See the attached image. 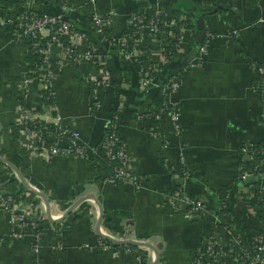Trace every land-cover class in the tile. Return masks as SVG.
<instances>
[{"label":"crops","instance_id":"0c3cea01","mask_svg":"<svg viewBox=\"0 0 264 264\" xmlns=\"http://www.w3.org/2000/svg\"><path fill=\"white\" fill-rule=\"evenodd\" d=\"M6 1L0 7L5 18L18 8L57 14L66 5V16L83 35L79 48L93 44L100 64H71L54 48L52 101L45 102L38 84L45 69L32 72V82L22 87L29 51L10 26L0 25V195L10 198L0 206V264H248L250 242L228 222L235 217L264 237V213L258 217L244 202L251 187H264V176L248 187L237 176L250 162L240 146L264 142V92L252 69L264 68V0ZM184 1L213 10L201 16L203 39L190 42L199 15L188 18L182 9L173 16L192 22V32L169 65L160 67V79L146 85L131 64L141 57L123 59L113 40L95 33L90 22L92 14L111 11L105 33L118 37L131 27L132 10L156 4L168 13ZM133 44L142 51L154 47L155 39L139 35ZM139 65L145 71L149 60ZM164 101L177 113L173 122L167 113L153 117ZM23 110L50 125L58 120L92 151L42 153L36 137L23 129ZM111 117L136 184L106 180L99 142ZM228 185L231 214L218 206V193ZM191 200L201 201L202 209L192 210ZM9 205L23 220L11 222ZM208 235L220 252L214 259L204 253ZM262 259L264 264V252Z\"/></svg>","mask_w":264,"mask_h":264},{"label":"built area","instance_id":"2783aa9c","mask_svg":"<svg viewBox=\"0 0 264 264\" xmlns=\"http://www.w3.org/2000/svg\"><path fill=\"white\" fill-rule=\"evenodd\" d=\"M67 10L68 7L62 4L60 6V12L57 14L23 8V10L6 18L0 15V25L10 26L13 37L17 41L21 40L25 42L27 50L37 53L40 59L39 65L32 70H28L25 77L21 80L22 87L32 82V72L43 67L46 75L44 78L41 77V81L38 84L40 89L47 90L49 95L51 94L48 89V78L51 76L49 68L51 54L54 48H57L63 58L71 64H79L81 62L97 64L100 62V56L93 44L89 42L83 49L79 48L78 43L83 35L66 16L65 13ZM148 10L150 13H147ZM111 15V11L104 14H92L90 17L92 28L95 33H99L102 37L111 38L113 45L117 47L118 54L123 59L131 60L138 56V58L143 57L147 61L149 60L147 70L144 71L139 65L140 85L154 83L160 73V66L164 64L166 66L169 65L171 59L174 57L176 48L183 41L185 35H189L192 32L193 28L192 22L187 21L184 16L173 17L156 4H146L144 9L128 13L127 22L132 27V31L128 35L114 37L105 33ZM139 35L153 37L155 39L154 47L145 48L142 51L137 50L134 44L129 47L126 41L127 38L132 40ZM199 51L202 52L203 48H200ZM252 69L259 77L261 76L262 79L257 83L264 92V68L253 65ZM107 75L108 73L104 71V76ZM168 88L171 90L176 88L173 73L168 78ZM168 108L169 106L164 101L155 113H153V117L157 118L160 113H167L173 122L176 119L177 113L175 110ZM22 114L24 131L30 132L36 137L37 147L42 153L49 155L62 152L84 156L92 151V147L80 141L78 132L69 130L58 120L53 123V129L51 130L46 126V122L35 120L28 111L23 110ZM109 120L106 127L108 132L104 134V138L99 145L104 160L108 165H111L106 180L112 184L124 182L136 184L135 177L132 173L131 161L125 153L122 140L115 132L116 120L114 117H111ZM240 150L241 153L248 156L250 162L247 168H244L240 172L239 178L245 184H251L253 171L250 165V155H252L253 149L252 147H241ZM256 155L259 157V161L254 165L253 169L264 166L263 150L256 151ZM257 175L261 178L264 176V171H259ZM9 201V196L3 198L0 195V206L6 207L5 204ZM189 203L191 204L192 210L202 209V202L199 200H191ZM9 211L12 223L23 220L22 215L18 213L17 208L13 205H9ZM12 236H15L14 232H12ZM110 237L114 238L112 235ZM248 246L250 249L248 264H261L263 261L264 237L258 234L251 240ZM204 253L210 259H214L220 254L218 245L212 235H208L205 238Z\"/></svg>","mask_w":264,"mask_h":264},{"label":"trees","instance_id":"16d2710c","mask_svg":"<svg viewBox=\"0 0 264 264\" xmlns=\"http://www.w3.org/2000/svg\"><path fill=\"white\" fill-rule=\"evenodd\" d=\"M8 2L6 0H0V7H7L8 6ZM193 5L195 6V4L193 2H190V1H184L183 3L180 4V8H177V9H174V10H170L169 8L167 9L168 10V14L170 16H175V15H178L180 13H184L182 12V9L183 10H186L185 11V16H187L189 18L190 14H194V15H199V16H204L206 14H209L211 13L213 10L212 9H200V8H193ZM135 9V8H133ZM180 9V10H179ZM23 10V8H18L17 9V12ZM135 11V10H132V12ZM147 13H150V11L148 10ZM8 15V13L6 14ZM10 14L7 16L9 17ZM76 27V26H75ZM77 30H79L77 27H76ZM132 31V27H125L124 30H123V34L125 35H128L130 32ZM89 38L91 39V41L93 43H96V39L91 37L89 35ZM127 44L130 45L131 43V40H129V38H127ZM195 41V35H192L191 38H190V42L193 43ZM55 49H53L54 51ZM53 51H52V54H53ZM52 54H51V59H50V64L52 63ZM28 58V67L30 70L34 69L37 65H39L40 63V59H39V56L37 53L35 52H29L27 53V56ZM143 59V57L139 58L138 62H135V61H132L131 64L132 66L134 67V69L137 71L139 69V64H140V60ZM165 64L164 65H161L160 67H163L165 68ZM167 71V70H166ZM169 75H172V73L168 72ZM159 76L157 77L156 80H159ZM261 78V76L259 77H256V80L259 81ZM42 99L45 100V102H49L51 103L52 99H51V96L49 95V92L47 90H42ZM160 95H159V91L158 89L156 90L155 92V97H154V102H155V108L159 105L160 103ZM154 108V110H155ZM153 111V109H152ZM155 112V111H154ZM46 126L49 128V129H53V126L50 125V124H46ZM19 128H22V127H19ZM15 129V127H12V130ZM106 131L104 132V134H106L108 132V129H105ZM15 133V132H14ZM103 134V135H104ZM118 135V134H117ZM104 137H102L103 139ZM102 139L100 140L99 143L102 142ZM240 147H247L249 148V146L245 145V144H242ZM253 149V153L252 155H250L251 157V168H252V171H253V176L252 178H256V179H260V177L257 175V173L259 171H264V166H261L259 168H254V165L259 161V157L256 155V151L258 150H264V142L261 141L259 142L258 144H256L255 146L252 147ZM108 166V169H110V166L111 165H107ZM244 170V167H242L239 172H238V175H240V172ZM247 185L248 187V184H245ZM229 186H226L222 191H219L218 193V206H219V211L220 212H224L226 214H231V210L229 209L230 207V201H229V198L227 197V189H229ZM251 197L247 198L244 200V202L251 206L253 209H254V212L258 215V217H261L262 214L264 213V187H258V188H253L251 187ZM232 222L234 224V227L240 231H242L245 235H246V238L248 240V242H251V240L257 236L259 233H260V230H256V229H252V228H249V227H246L244 225H242L240 223L239 220H237L235 217H231V220L228 222V224Z\"/></svg>","mask_w":264,"mask_h":264},{"label":"water","instance_id":"95a60500","mask_svg":"<svg viewBox=\"0 0 264 264\" xmlns=\"http://www.w3.org/2000/svg\"><path fill=\"white\" fill-rule=\"evenodd\" d=\"M186 11V10H184ZM195 28H196V35H195V39L197 42H201L204 36V27H203V22H202V17H196L195 18ZM105 239L113 242V243H120L119 241L113 240L112 238H110L109 236H104Z\"/></svg>","mask_w":264,"mask_h":264}]
</instances>
